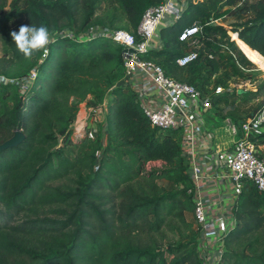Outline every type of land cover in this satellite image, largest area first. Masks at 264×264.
Returning <instances> with one entry per match:
<instances>
[{
    "label": "trees",
    "instance_id": "16d2710c",
    "mask_svg": "<svg viewBox=\"0 0 264 264\" xmlns=\"http://www.w3.org/2000/svg\"><path fill=\"white\" fill-rule=\"evenodd\" d=\"M160 1L0 0V39L6 46L0 75L21 77L37 68L27 90L14 87L11 104L0 93V142L15 128L25 135L17 146L0 151V264H200L196 231L185 214L192 212V202L179 131L152 127L135 95L113 86L123 71L121 47L102 38H58L43 57L42 49L25 59L10 35L19 30L11 27L12 20L43 25L49 32L102 25L135 33L143 11ZM223 5L227 8L214 13L207 0L191 1L174 24L161 30L165 47L147 57L174 79L195 83L206 65L216 68L212 58L206 53L208 62L199 64V52L187 66L175 59L185 50L179 33L199 23L202 42L236 44L245 54L236 52L241 66L264 67V0L256 2L251 18L229 27L211 20L233 15L232 4ZM14 62L24 67L8 75L6 67ZM260 90L263 79L252 93ZM105 95L106 144L78 138L70 157L76 102L89 98L87 106L97 105ZM228 114L235 122L245 120H238L235 109ZM252 140L263 145L264 132ZM149 163L157 165L147 169ZM158 179L187 185L166 190ZM235 215L238 224L226 237L220 264H264V194L242 193ZM169 232L174 239L166 238Z\"/></svg>",
    "mask_w": 264,
    "mask_h": 264
},
{
    "label": "built area",
    "instance_id": "2783aa9c",
    "mask_svg": "<svg viewBox=\"0 0 264 264\" xmlns=\"http://www.w3.org/2000/svg\"><path fill=\"white\" fill-rule=\"evenodd\" d=\"M191 1L161 0L148 6L135 33L90 25L81 31L61 27L50 35L53 41L68 38L85 42L102 38L121 47L123 71L113 86L135 95L152 127L179 131L180 152L186 161L189 179L187 194L192 202L196 231L195 251L200 264H220L227 250L226 237L238 224L235 214L239 196L251 189L264 194V157L259 151L260 145L252 140L264 132V112L242 122L229 117L215 118L212 113L214 102L221 95L232 93L233 86L216 85L205 91L197 83L181 82L167 75L159 63L147 57L165 47L161 30L174 24ZM178 39L185 44V50L175 62L187 66L199 56L201 25L193 23L183 28ZM48 45L43 49L42 57L47 54ZM207 56L211 58L212 54L207 53ZM36 73L35 66L21 77L0 75L5 78L0 83L13 85L19 92H24L34 82ZM108 100L105 95L97 105L87 106L84 116L70 124L71 136L93 139L101 124L102 135L106 137ZM99 154L96 150L95 155L98 157Z\"/></svg>",
    "mask_w": 264,
    "mask_h": 264
},
{
    "label": "rangeland",
    "instance_id": "374dc122",
    "mask_svg": "<svg viewBox=\"0 0 264 264\" xmlns=\"http://www.w3.org/2000/svg\"><path fill=\"white\" fill-rule=\"evenodd\" d=\"M10 1V0H8ZM211 9L214 13L220 12L227 8L224 7L223 2L228 1L232 4V16L221 17L218 20H214L213 22L220 24L225 27H229V24L234 21L246 20L251 18L254 15V5L256 0H207ZM8 11V7L4 8V12ZM99 12V10L97 11ZM12 28H19L22 25V21L20 20H12L10 22ZM238 46L235 44L234 47L229 48L223 44L222 41L217 40H208L202 42L198 51L200 52V63H207L208 60L205 58L206 53L212 54V62L216 64V68L212 69L211 64L206 65L200 73L198 74V78L195 83L201 86L205 91H209L210 88H213L216 85L221 86H233V91L230 94L221 95L213 104L212 113L214 117L225 119L227 117L230 118L228 111L231 109H235L238 112L239 117L238 120L252 118L256 114H261L264 112V91L260 90L255 92L257 84L263 79L264 67L256 65L255 63L248 66H241L235 58ZM6 51V46L0 39V57L3 56ZM7 58V57H6ZM23 65H20L16 62L7 65L6 73L8 75H13L16 72L23 69ZM263 70V71H262ZM209 86V88H206ZM0 93L3 94V99L7 101L9 104L12 103L13 98L15 97V88L14 86H6L5 84L0 83ZM97 94V93H96ZM94 99H98L94 97ZM72 100L77 101L76 98ZM89 98L77 101V110L73 119V123L75 121H79L84 114L87 112V104L86 102ZM16 129V128H15ZM14 129V130H15ZM102 125L99 124L98 130L96 134H94V138L92 140H99L102 144H106V137L102 135ZM73 135V134H72ZM74 143L70 144L67 148V154L70 157H73L77 151V143L79 139H85V137L75 138ZM94 142V141H91ZM262 157H264V148L261 151ZM152 165H157V163H149L146 165V168H150ZM158 184L163 186L166 190H178L184 188L187 183H179L174 184L166 179H158ZM186 218L193 222L192 214L190 212H186ZM167 239H174L175 235L171 232L167 233Z\"/></svg>",
    "mask_w": 264,
    "mask_h": 264
},
{
    "label": "clouds",
    "instance_id": "9594fccd",
    "mask_svg": "<svg viewBox=\"0 0 264 264\" xmlns=\"http://www.w3.org/2000/svg\"><path fill=\"white\" fill-rule=\"evenodd\" d=\"M12 40L20 53L25 59H31L35 52L46 49V46L53 42L49 29L46 26L21 25L18 32L10 33ZM4 77L0 76V81H4Z\"/></svg>",
    "mask_w": 264,
    "mask_h": 264
},
{
    "label": "water",
    "instance_id": "95a60500",
    "mask_svg": "<svg viewBox=\"0 0 264 264\" xmlns=\"http://www.w3.org/2000/svg\"><path fill=\"white\" fill-rule=\"evenodd\" d=\"M239 50L244 54V52L242 51L241 48H239ZM263 76H264V72H263ZM24 137H25L24 133L20 129L16 128L13 131L11 136H9L8 138H6L2 142H0V151L4 150L6 148H9V147L17 146L18 144H20L23 141Z\"/></svg>",
    "mask_w": 264,
    "mask_h": 264
},
{
    "label": "crops",
    "instance_id": "0c3cea01",
    "mask_svg": "<svg viewBox=\"0 0 264 264\" xmlns=\"http://www.w3.org/2000/svg\"><path fill=\"white\" fill-rule=\"evenodd\" d=\"M257 1H258V0L255 1V4H256ZM254 6H255V5H254ZM263 148H264V144L259 146V151H260V153H262L261 151H262Z\"/></svg>",
    "mask_w": 264,
    "mask_h": 264
}]
</instances>
